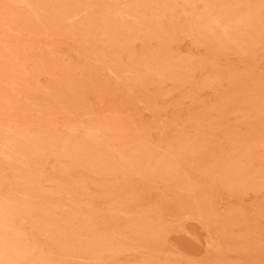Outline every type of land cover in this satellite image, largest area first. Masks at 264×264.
<instances>
[{"label": "rangeland", "instance_id": "rangeland-1", "mask_svg": "<svg viewBox=\"0 0 264 264\" xmlns=\"http://www.w3.org/2000/svg\"><path fill=\"white\" fill-rule=\"evenodd\" d=\"M0 264H264V0H0Z\"/></svg>", "mask_w": 264, "mask_h": 264}]
</instances>
